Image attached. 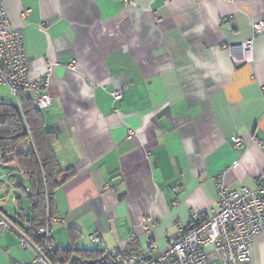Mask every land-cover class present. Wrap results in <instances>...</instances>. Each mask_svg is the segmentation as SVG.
<instances>
[{"label":"crops","instance_id":"obj_1","mask_svg":"<svg viewBox=\"0 0 264 264\" xmlns=\"http://www.w3.org/2000/svg\"><path fill=\"white\" fill-rule=\"evenodd\" d=\"M136 1L130 12L121 0H0L24 34L31 78L50 75L41 116L65 180L54 195L61 249L89 253L94 233L125 248L134 235L155 257L176 222L217 207V177L233 189L264 184V33L252 63L236 65L229 49L253 37L264 0ZM13 189L0 190V206L17 218L6 208ZM20 240L0 228V264H33ZM246 264H264V234Z\"/></svg>","mask_w":264,"mask_h":264},{"label":"built area","instance_id":"obj_2","mask_svg":"<svg viewBox=\"0 0 264 264\" xmlns=\"http://www.w3.org/2000/svg\"><path fill=\"white\" fill-rule=\"evenodd\" d=\"M128 11L137 8L136 0H121ZM173 0H166L170 4ZM229 20L228 18L226 19ZM253 37L246 42L231 46L230 52L236 65L254 61V44L264 33V20L253 23ZM0 86L9 90L20 105L21 94L27 95L33 108L44 111L53 103L50 92V75L40 79L31 78L28 63L25 37L21 29H13L9 23L7 11L0 2ZM264 101V85L261 86ZM114 101L123 99V90L112 93ZM28 134L29 129L27 127ZM134 133L130 131V136ZM30 141V140H28ZM31 142V141H30ZM242 139L236 141L241 146ZM261 143V142H260ZM9 151L17 152L12 146ZM24 176V173L21 172ZM217 207L193 214L191 226L175 223V235L169 239L168 248L158 256L152 257L136 246V237L132 235L125 248H110L98 233L90 235V241L99 254L95 264H246L251 260L252 247L256 238L264 234V184L251 189L241 187L233 189L226 185L222 176L215 179ZM180 191L179 186L173 187ZM65 224L62 216L48 215L45 224L38 233L43 237L41 249L34 248L29 241L21 238L24 249L33 250L36 257L33 264H51L45 255H54L59 248L53 240V227ZM150 217L143 218V228L149 229ZM0 228L14 230L0 217ZM74 264H81L74 262Z\"/></svg>","mask_w":264,"mask_h":264},{"label":"trees","instance_id":"obj_3","mask_svg":"<svg viewBox=\"0 0 264 264\" xmlns=\"http://www.w3.org/2000/svg\"><path fill=\"white\" fill-rule=\"evenodd\" d=\"M19 99L29 134L19 139H12L22 131L23 124L17 111L0 100L2 103L0 105V137H3L0 139V165L19 166L29 182V189H24L28 209L25 211L19 198L17 202L20 210L17 218L11 217L8 223L21 238H25L39 250L42 247L43 237L38 230L45 224L48 215L56 216L54 195L56 189L62 186L65 180L59 177L62 170L53 152L56 137L46 130L41 111L32 107L28 97L21 94ZM23 144L28 145L29 148H23ZM12 146L18 147V151H9ZM74 254L84 259L90 257V253L73 252L68 249H60L54 255L45 256L51 264H68Z\"/></svg>","mask_w":264,"mask_h":264},{"label":"water","instance_id":"obj_4","mask_svg":"<svg viewBox=\"0 0 264 264\" xmlns=\"http://www.w3.org/2000/svg\"><path fill=\"white\" fill-rule=\"evenodd\" d=\"M2 103H0L1 105ZM11 105L18 113L21 121H22V124H23V129L20 133H18L17 135L13 136L12 139H19V138H22V137H25L28 135V130H27V126L24 122V118H23V114H22V111H21V108H20V105L18 103H11L9 104ZM3 138V137H0V139ZM6 169H8V171H10L9 175H8V178L10 180H14V182L11 185L12 188H14V195L17 196V190L23 186L25 189H27V187L25 185H23L24 183V177L23 175L21 174V169L19 166H8V167H5ZM9 215L7 213V211L5 210L4 206H0V217L5 219L7 222L9 221V219L12 217L11 215L8 216V218H6V216ZM10 224V223H9ZM11 226V224H10ZM12 227V226H11ZM13 228V227H12ZM69 251H73V252H77L75 251L74 249H68ZM89 252V251H88ZM97 253L95 250L93 251H90L89 253ZM79 262L81 264H95L96 263V260H88V259H84L83 257L79 256L78 254H74L72 256V258L70 259V262L68 264H74V262Z\"/></svg>","mask_w":264,"mask_h":264},{"label":"rangeland","instance_id":"obj_5","mask_svg":"<svg viewBox=\"0 0 264 264\" xmlns=\"http://www.w3.org/2000/svg\"><path fill=\"white\" fill-rule=\"evenodd\" d=\"M0 100L2 103L11 104V103H14L15 97L10 94V92L7 88L0 86ZM25 147L26 146H24V148ZM9 173H10V171H8V169H6V168L0 169V190H2L1 193L4 192V194H5V191H3V189H5V186H9V184H12L14 182V180H10L8 178ZM27 185H29L28 182H26V186ZM13 192H14V189L8 195H6V198L8 199V202H9L6 206V208L8 211L15 213V212L19 211L20 208H19L18 202L16 203L14 200V196L12 194ZM20 192L22 195V201L25 204V206H27L28 200L26 198V195H25L24 191H20ZM92 247H93V245H92Z\"/></svg>","mask_w":264,"mask_h":264}]
</instances>
